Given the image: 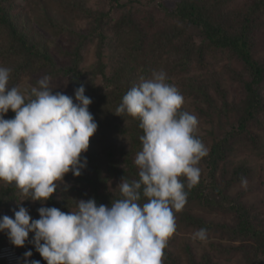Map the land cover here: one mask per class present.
Wrapping results in <instances>:
<instances>
[{
  "label": "clouds",
  "instance_id": "1",
  "mask_svg": "<svg viewBox=\"0 0 264 264\" xmlns=\"http://www.w3.org/2000/svg\"><path fill=\"white\" fill-rule=\"evenodd\" d=\"M11 72L0 66V181L14 184L25 197L20 201L43 203L67 173L81 175L87 165L83 153L98 123L83 85L69 96L54 92L51 77L44 75L35 86L21 89L9 86ZM184 103L165 71L141 78L115 112L140 121L142 149L134 160L139 179L122 177L121 198L110 206L98 205L95 198L78 199L74 211L42 206L39 219H33L21 205L14 218L0 217V232L17 247L34 233L29 242L47 264H163L164 249L177 229L175 213L187 203L186 189L198 184V164L208 152L196 135L198 118L181 110ZM10 109L15 115L6 119ZM241 182L247 185L246 179ZM193 239L206 241L207 229H198ZM23 255L24 264H40L28 261L31 250Z\"/></svg>",
  "mask_w": 264,
  "mask_h": 264
},
{
  "label": "trees",
  "instance_id": "2",
  "mask_svg": "<svg viewBox=\"0 0 264 264\" xmlns=\"http://www.w3.org/2000/svg\"><path fill=\"white\" fill-rule=\"evenodd\" d=\"M27 0L13 2V0H0V66L12 69L9 86H15L25 74H36L44 71L52 77H68L74 90L83 85L85 95L90 97L92 103L89 110L98 123V129L94 134L109 135L113 132L117 135H127L130 142V150L110 145L105 148L94 146V140L90 137L89 148L83 156L87 158L85 174L81 169L80 176H74L71 172L65 175V179L73 184H81L83 189L75 185H69L64 193L67 196L57 198L52 195L45 201L47 207H57L64 212H69L72 204L77 205L81 197L95 198L97 204L111 205L121 198L118 189L110 191L107 181L111 176L124 177L127 180L139 179L138 169L132 163L128 169L119 168L120 160L117 156H124L129 161L133 152L142 149L139 137L143 130L139 127L138 118L130 115H116V108L122 101L123 95L133 86H136L134 78L148 77L153 70L161 65L164 53L180 54V61L173 66V71H187L191 61L205 65L204 56L207 54H225L230 60H236L241 64V71H236L232 66H227L226 71L231 79L237 80L244 92V97L239 102H223L219 109L221 113L235 116V124L230 130L223 133L221 138L215 140L207 155L204 157L209 169L207 181L198 182L188 192L187 203L197 201L210 211L221 214H232V222L219 223L205 221L187 211L180 213V222L190 228L207 229L214 232L229 242L237 245L223 248L219 244V250L240 252L246 264H264V221L260 220L254 208L246 205L227 194V189L233 183L241 180L248 172L246 166H240L232 171L230 179L224 173L218 177L220 165L233 150L236 142H247L253 146L258 143L257 130L264 129V58L255 55L257 38L264 34V0H251L243 12L236 15L228 13L226 6L229 0H177L171 15L181 27H174L163 34L151 33L152 23L150 17L146 29L142 28L135 19L134 13L129 12L121 16L115 23V34L107 38L102 32L98 33L95 27L88 35L75 32L71 27L63 26L49 13L43 16L42 26L53 36L63 33L79 37V45L73 52H66L70 62L66 65H58L49 51L45 37L38 29L28 27L22 20L27 13ZM26 2V4H25ZM24 13V15H23ZM93 15V12H89ZM96 23L102 22L107 15H93ZM47 26V27H46ZM199 28L201 40L197 41L192 35L187 34L188 28ZM151 28V29H150ZM99 38L97 43V61L90 71L91 77H86L80 69L82 61L81 49L87 43ZM129 44V48L127 45ZM124 45V54L127 60L121 62L112 74H106V64L103 62L104 48ZM136 73V74H135ZM100 75L102 83L96 85L93 82L95 76ZM137 75V76H135ZM177 87L182 95L194 96L213 106L214 100L209 92L213 87L216 92L222 93L217 76L211 78L208 83L203 79L189 78L183 80ZM54 91V90H53ZM55 92V91H54ZM74 97V91L71 95ZM182 111L183 108L181 109ZM15 113L10 109L6 119L13 118ZM3 182V181H2ZM5 183V182H4ZM186 183V182H185ZM90 188V196L86 189ZM14 184H6L0 189V205L14 197L16 191ZM146 202L144 198L141 203ZM34 235L30 234L23 247L16 248L20 252L31 250L32 256L28 261L39 260L40 264H47L43 257L30 243ZM9 239L5 232L0 237V245ZM10 241V240H9ZM25 261V258H23ZM163 263L180 264L177 257L164 250ZM4 264V263H0ZM188 264H218L209 255L203 254L200 259L194 255L188 256Z\"/></svg>",
  "mask_w": 264,
  "mask_h": 264
},
{
  "label": "rangeland",
  "instance_id": "3",
  "mask_svg": "<svg viewBox=\"0 0 264 264\" xmlns=\"http://www.w3.org/2000/svg\"><path fill=\"white\" fill-rule=\"evenodd\" d=\"M20 0H13L18 2ZM23 1V0H21ZM251 0H229L226 6L228 13L240 14L246 8L247 4ZM27 13L22 16L23 21H28V27H34L38 29L40 34L45 37V41L49 46V51L53 56V59L58 65H66L70 62V57L66 55V52H73L76 46L79 45V37L70 35L67 33L53 36L48 29L44 28L41 24L44 21L43 15L47 12L55 20L61 23L63 26L71 27L75 32H80L84 35H88L90 30L95 27L98 29V33L102 32L107 38L114 37L115 23L123 15L132 12L135 19L140 26L146 29L152 18V23L155 24L151 33L163 34L166 31H170L174 27H181L176 19L171 15L173 12L177 0H27ZM25 2V4H26ZM93 12V15L106 14L107 17L102 21L96 23L93 15L89 14ZM24 15V13H23ZM187 34L194 36L195 40H201L200 30L195 26H191L187 30ZM99 38H94L93 42L87 43L81 49L82 61L80 63V69L86 74V77H91L90 71L93 69L97 61V43ZM0 39V43H1ZM129 48V44L127 45ZM104 50L103 62L106 64V74H112V72L119 66L121 62L127 60L124 54V45H115L114 47H106ZM180 54L164 53L162 56L161 65L156 70H163L167 73L168 83L178 84L183 80L194 78L203 79L208 83L211 82V78L217 76L218 82L222 89V93L216 92L213 87H210L209 92L214 100L213 106H209L205 101L196 99L194 96L183 95L185 103L182 106L184 111H188L197 116L199 125L196 135L202 140L209 151L211 144L221 138L223 133L230 130L235 124V116L230 113L228 116L221 113L219 110L223 106V102H239L244 97V92L240 83L237 80L231 79V76L226 71L227 66H232L236 71H241V64L236 60H230L225 54H207L204 56L205 65L197 64L194 59L191 61L190 68L187 71H173L178 61H180ZM255 55L258 58H264V34L262 33L258 38L255 46ZM136 74V73H135ZM44 75H48L44 71H40L36 74H25L21 80L15 85L20 86L21 89L28 87L29 85L35 86L37 81ZM50 76V75H49ZM137 76V75H135ZM150 76V75H149ZM51 77L50 87L54 91H59L71 96L74 88L68 77ZM146 78V77H142ZM136 86L140 83V76L134 78ZM93 82L96 85L102 83L101 76L94 77ZM9 112V111H8ZM8 112L5 114L7 117ZM255 132L258 135V143L256 146L247 142H236L233 146V150L227 156L224 162L221 163L218 171V177L221 173H224L227 179H230L232 171L240 166H246L248 172L243 176L247 180V185L242 184V179L233 183L227 189V194L238 200L239 202L251 205L254 208V212L258 214L260 220L264 221V129L257 130ZM94 140V146L98 148H105L110 145L123 148L125 151H129L130 142L127 135H117L115 132L106 134H94L92 137ZM138 151L133 152L130 155L129 161L125 157L117 156L121 162L119 164L120 169L125 171L128 169L130 162L134 164V160ZM201 169V176L199 182L207 181V172L209 166L204 159L200 160L198 164ZM138 169V167H137ZM88 174L90 171L88 168H84L83 171ZM181 179H185L181 177ZM121 179L115 176H111L108 181V189L110 191L118 189V185ZM186 182V180H185ZM65 183L69 185H75L80 188L81 184H73V182L64 178V183H60L57 190L53 193L57 198H63L67 196L65 192ZM5 185L0 181V189ZM90 188L86 189L90 196ZM20 194V190L17 188L14 192V197L9 199L6 203L0 205V217L8 215L14 218V211L19 210V206H25L29 209V213L33 219H39L38 209L42 206H47L45 202L24 200ZM79 199L87 200L84 197ZM76 205L72 204L69 211H74ZM187 211L198 217H203L205 221L219 222L230 224L232 222V214H221L213 212L200 205L197 201H191L186 203L183 210L175 213L177 229L176 232L169 238L167 246L164 250L171 253V255L178 258L180 264H188L189 254L194 255L197 259H200L203 254L209 255V257L218 264H246V260L242 254L238 251L225 253L219 250V244L221 248L229 245H237V243L229 242L227 239L220 237L214 232H207L208 239L206 241L194 240L193 234L198 230L196 228H190L180 222V213ZM3 232H0V237ZM33 234L34 233H29ZM4 243H12L9 239H6ZM17 249L19 247H16ZM20 252L22 258L24 253ZM33 254V252H32ZM29 258V257H28ZM165 264V263H163Z\"/></svg>",
  "mask_w": 264,
  "mask_h": 264
},
{
  "label": "built area",
  "instance_id": "4",
  "mask_svg": "<svg viewBox=\"0 0 264 264\" xmlns=\"http://www.w3.org/2000/svg\"><path fill=\"white\" fill-rule=\"evenodd\" d=\"M0 263L4 264H24L18 250L9 243L0 245Z\"/></svg>",
  "mask_w": 264,
  "mask_h": 264
}]
</instances>
